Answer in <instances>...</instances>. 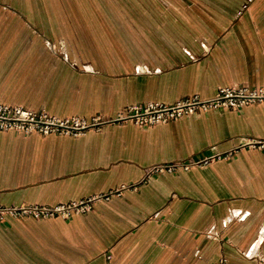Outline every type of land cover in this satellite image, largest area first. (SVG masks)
<instances>
[{
    "label": "crops",
    "instance_id": "0c3cea01",
    "mask_svg": "<svg viewBox=\"0 0 264 264\" xmlns=\"http://www.w3.org/2000/svg\"><path fill=\"white\" fill-rule=\"evenodd\" d=\"M230 85L264 91V0H0L7 104L108 119ZM246 138L264 139L263 103L79 136L0 131V205L96 198L7 217L0 264H264V153L148 172Z\"/></svg>",
    "mask_w": 264,
    "mask_h": 264
},
{
    "label": "built area",
    "instance_id": "2783aa9c",
    "mask_svg": "<svg viewBox=\"0 0 264 264\" xmlns=\"http://www.w3.org/2000/svg\"><path fill=\"white\" fill-rule=\"evenodd\" d=\"M263 103L264 91L242 85L218 87L210 98H201L198 95L185 97L174 104L149 102L144 105H133L114 118H103L99 115L90 119L58 117L48 114L44 110L34 111L22 105L7 104L0 98V131H16L23 135L39 133L42 135L60 134L79 136L89 130L98 129L102 125L111 123L132 122L136 125H153L177 120L196 111H207L218 107L237 109L241 106ZM241 148L257 149L264 153V139L246 138L236 147L226 151H215L198 158L189 157L185 160L157 163L148 168L153 172H174L179 169H189L194 166H204L213 161L227 159L236 154ZM104 196V195H103ZM107 198V196H106ZM95 197L80 201L57 203L55 205H0V222L7 217L21 218L31 216L45 218L67 216L71 212H82L91 207ZM213 264H226V258L221 257Z\"/></svg>",
    "mask_w": 264,
    "mask_h": 264
},
{
    "label": "rangeland",
    "instance_id": "374dc122",
    "mask_svg": "<svg viewBox=\"0 0 264 264\" xmlns=\"http://www.w3.org/2000/svg\"><path fill=\"white\" fill-rule=\"evenodd\" d=\"M31 109V108H30ZM32 110H34V111H41V110H44L45 112H47L48 114H51V115H55V116H58V117H69V118H85V119H90V118H87V117H84V116H81V115H69V116H59V115H56V114H54V113H50V112H48V111H46L45 110V108H33ZM93 117V116H92ZM94 130H96V129H94ZM33 133H35V132H33ZM39 134V133H38ZM42 135V134H41ZM49 135V134H48Z\"/></svg>",
    "mask_w": 264,
    "mask_h": 264
}]
</instances>
